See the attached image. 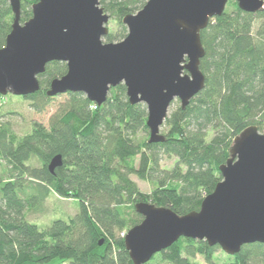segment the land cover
<instances>
[{
  "label": "trees",
  "instance_id": "obj_1",
  "mask_svg": "<svg viewBox=\"0 0 264 264\" xmlns=\"http://www.w3.org/2000/svg\"><path fill=\"white\" fill-rule=\"evenodd\" d=\"M20 1L23 24L38 0ZM147 1L99 0V6L119 22L123 39L122 18ZM13 19L8 0H0V47ZM200 39L204 88L184 109L178 101L171 104L162 143L148 144L146 107L130 105L123 85L111 89L101 106L82 93H67L48 130L36 126L20 139L0 121V264H132L124 236L142 221L135 204L148 200L179 216L199 210L221 181L219 168L233 140L249 127L264 130V11L245 13L228 0ZM66 72L65 63H49L38 77L39 91L23 98L41 112L54 98L46 96L50 82ZM57 155L62 166L50 173L48 164ZM162 156L176 160L172 170L161 168ZM33 159L39 167L30 164ZM131 176L148 182L151 194L140 193ZM51 193L74 198L78 209L67 221L39 231L28 216L40 215ZM218 251L180 238L158 255L170 264H194L196 257L215 264ZM223 264H264V244L245 245Z\"/></svg>",
  "mask_w": 264,
  "mask_h": 264
},
{
  "label": "water",
  "instance_id": "obj_2",
  "mask_svg": "<svg viewBox=\"0 0 264 264\" xmlns=\"http://www.w3.org/2000/svg\"><path fill=\"white\" fill-rule=\"evenodd\" d=\"M245 13L264 11V0H235ZM14 16L0 47V96L28 97L49 63H65L64 76L50 82L47 97L82 93L101 106L123 85L130 105L144 104L148 144L164 142L160 131L175 101L184 109L204 88L199 69L205 55L200 33L220 17L228 0H148L121 20L118 43H104L109 16L99 0H38L20 23L21 1L8 0ZM62 166L54 156L48 170ZM221 181L198 211L179 216L169 208L135 204L142 217L124 236L132 264H146L178 239L204 241L228 256L245 245L264 244V134L249 127L233 140L219 168Z\"/></svg>",
  "mask_w": 264,
  "mask_h": 264
},
{
  "label": "rangeland",
  "instance_id": "obj_3",
  "mask_svg": "<svg viewBox=\"0 0 264 264\" xmlns=\"http://www.w3.org/2000/svg\"><path fill=\"white\" fill-rule=\"evenodd\" d=\"M228 3L225 7L227 8ZM101 8V7H100ZM141 10V9H139ZM139 10H137L136 14ZM108 15V13H105ZM109 16V15H108ZM108 34L116 37L112 43L121 42L123 39L119 38V33L121 35L120 24L115 18L109 16L108 24ZM127 35V34H126ZM126 37V36H125ZM103 38V42H104ZM66 100V94L59 95L53 98L52 101L41 111L37 112L31 107V102L25 100L23 97H17L12 95L0 96V113L2 118L1 122L7 123L11 128L12 133L18 137L22 138L26 134H29L33 131L36 126H41L45 130L49 129L50 118L55 115L57 109L61 104ZM176 103V101H175ZM161 134H166V128L162 127ZM264 134V130L262 132ZM141 137H145V134H142ZM149 138V136H148ZM160 161V166L164 170H172L176 165V160L173 158H167L162 156ZM31 165L39 167L40 162L36 159H33L30 162ZM4 169V165L0 164V175ZM130 180L137 187L138 191L145 196L151 194L152 186L145 181L139 180L135 176H131ZM143 203H149L148 200ZM78 209V201L74 198H61L53 193H51L44 202L43 212L38 214H33L28 216L29 222L36 225L39 231L50 227L54 221L62 220L67 221L69 217L74 215ZM230 257L225 254L223 251H218L213 255V262L215 264H223L230 261ZM151 261V260H150ZM151 263L153 264H170L163 260L160 255L155 254L152 257ZM194 264H206L204 259L201 257H196Z\"/></svg>",
  "mask_w": 264,
  "mask_h": 264
}]
</instances>
